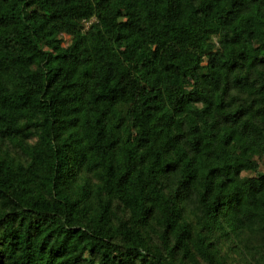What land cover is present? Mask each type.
I'll use <instances>...</instances> for the list:
<instances>
[{
  "label": "trees",
  "instance_id": "trees-1",
  "mask_svg": "<svg viewBox=\"0 0 264 264\" xmlns=\"http://www.w3.org/2000/svg\"><path fill=\"white\" fill-rule=\"evenodd\" d=\"M0 264H264V0H0Z\"/></svg>",
  "mask_w": 264,
  "mask_h": 264
}]
</instances>
